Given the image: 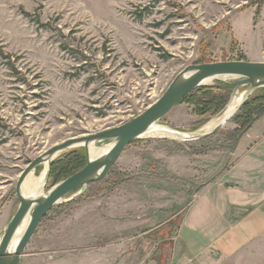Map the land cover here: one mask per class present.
<instances>
[{"label": "rangeland", "instance_id": "374dc122", "mask_svg": "<svg viewBox=\"0 0 264 264\" xmlns=\"http://www.w3.org/2000/svg\"><path fill=\"white\" fill-rule=\"evenodd\" d=\"M255 54L264 57V0H0V241L20 206L21 172L35 157L138 115L190 64ZM197 97L157 125L209 129L227 105L202 114ZM237 129L232 118L201 140H135L104 180L49 213L21 264H171L190 199L223 178ZM86 160L83 145L59 152L44 194L66 167ZM229 264H264V243Z\"/></svg>", "mask_w": 264, "mask_h": 264}, {"label": "water", "instance_id": "95a60500", "mask_svg": "<svg viewBox=\"0 0 264 264\" xmlns=\"http://www.w3.org/2000/svg\"><path fill=\"white\" fill-rule=\"evenodd\" d=\"M214 80H222L235 86L220 118L209 129L199 133L186 134L175 131L178 135L175 139L201 140L218 133L225 127L245 101L256 90L264 88V62L221 60L190 64L174 77L159 98L138 115L116 126L68 138L51 146L28 163L21 172L16 185V194L20 206L8 223L0 241V264H21L22 257L37 230L56 206L64 202L74 190L78 188L84 190L89 184L104 180L130 144L149 134L153 127L188 95ZM245 87L246 89L241 91ZM237 96L241 97V102L233 109V102ZM159 138L167 139L170 137ZM106 141L113 142L106 151L94 157L90 155L89 147L91 144ZM81 145L85 147L87 155L86 165L82 169L65 178L43 195L27 196L23 194L22 185L25 179L39 165L49 162L51 168L59 152ZM28 217L30 219L27 226L20 238L15 241L18 230Z\"/></svg>", "mask_w": 264, "mask_h": 264}, {"label": "crops", "instance_id": "0c3cea01", "mask_svg": "<svg viewBox=\"0 0 264 264\" xmlns=\"http://www.w3.org/2000/svg\"><path fill=\"white\" fill-rule=\"evenodd\" d=\"M231 155L223 178L205 182L191 197L172 239L171 264H229L264 243V115Z\"/></svg>", "mask_w": 264, "mask_h": 264}, {"label": "trees", "instance_id": "16d2710c", "mask_svg": "<svg viewBox=\"0 0 264 264\" xmlns=\"http://www.w3.org/2000/svg\"><path fill=\"white\" fill-rule=\"evenodd\" d=\"M234 88L235 86L228 82L217 80L214 86L200 87L199 89L195 90L190 95H188L185 99L190 97L192 94L193 95L198 94L199 97L196 98L194 103H196L203 109L202 114L208 111L212 112V114H217L218 112L220 113L224 109V107L228 104L230 95L232 94ZM262 92H264V88H260L256 90L245 101V103L240 108L239 112L233 117V121L239 126V129H237L235 134L233 135L235 137L234 138L235 144L238 138L256 120H258L264 115V93ZM81 161L83 160L79 159V162ZM78 163L66 167V171L63 176L67 178L72 174L76 173L77 171H79L83 166L77 165ZM79 166L81 167L80 169L78 168ZM58 171L59 169L56 172Z\"/></svg>", "mask_w": 264, "mask_h": 264}, {"label": "bare ground", "instance_id": "6f19581e", "mask_svg": "<svg viewBox=\"0 0 264 264\" xmlns=\"http://www.w3.org/2000/svg\"><path fill=\"white\" fill-rule=\"evenodd\" d=\"M241 102V97L237 96L233 102V109H235L239 103ZM216 121V120H215ZM214 121V123H215ZM213 123V122H212ZM210 124V126H212L213 124ZM188 134V133H186ZM149 135L153 136V137H174L177 138V133L175 132V130H173L172 128L168 127V126H162V125H155L153 127V129L151 130V132L149 133ZM108 148H99L96 147L94 144H91L89 147V152L91 156H97L98 154L106 151ZM48 169H49V162H45L44 163V170L42 173H40V176H37L35 174V172H31L27 178L25 179L23 185H22V192L23 194L27 195V196H37V195H43L44 194V188L46 185V178H47V173H48ZM30 217H28L24 224L20 227V229L17 232V237L15 239V241H17L20 236L22 235L25 227L27 226L28 222H29Z\"/></svg>", "mask_w": 264, "mask_h": 264}]
</instances>
